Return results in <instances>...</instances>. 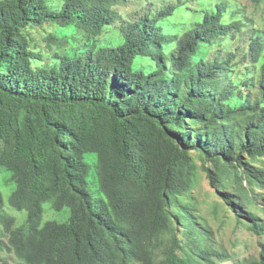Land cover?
Instances as JSON below:
<instances>
[{"label":"trees","instance_id":"16d2710c","mask_svg":"<svg viewBox=\"0 0 264 264\" xmlns=\"http://www.w3.org/2000/svg\"><path fill=\"white\" fill-rule=\"evenodd\" d=\"M137 1L0 0V168L27 213L14 230L0 192L12 264H264V33L226 5L187 27L179 4L124 21ZM203 173L213 218L258 237V257L201 214ZM46 202L70 218L42 225Z\"/></svg>","mask_w":264,"mask_h":264},{"label":"rangeland","instance_id":"374dc122","mask_svg":"<svg viewBox=\"0 0 264 264\" xmlns=\"http://www.w3.org/2000/svg\"><path fill=\"white\" fill-rule=\"evenodd\" d=\"M169 4H179L190 14V16L185 20V27L201 18L206 11L215 12L218 5H226L228 17L229 14H232L243 19H247L252 25H255L257 29L263 31L264 33V2L262 4H256L254 0H140L137 2H130L128 7H121L118 10L123 15L124 21H136L145 12L154 14ZM182 21L183 15L179 13L169 26L173 28L176 24L181 23ZM120 27L121 23H117L108 34L115 38H120L122 36ZM50 32L52 31L48 29L47 33L49 34ZM107 38L108 37L104 35L101 40L106 41ZM36 40L39 41L41 47L46 46L42 35H38ZM69 47H71V49L78 48V46H73V44L68 45V48ZM51 61L52 59L50 58V54L47 53L44 55L41 65H49ZM263 64L264 63H262V65ZM84 160L90 166L91 172H93L97 164V154L87 153L85 154ZM197 161L199 166H201V161H199V159H197ZM199 185L200 186L196 190V194L201 214L212 226L217 235H220L219 238H221L223 247H225V249L229 252L235 254L237 260H242L246 257H258V237L251 234L246 228L237 229V221L234 217L229 224L224 226L221 225L222 219L216 220L213 218L212 211L214 203L221 202L215 193V190L211 187L208 179L206 178L205 173L201 174ZM14 190L15 184L12 182V175L0 168V192L3 198V214L9 219L15 220V224L13 226L15 230L26 225L27 213L18 212L11 208L10 200ZM89 190L94 197H100L105 201V198L99 192L97 186L89 183ZM44 211L45 215L42 220V225L48 222H65L68 218H70L71 214L70 209L68 208L62 211L54 210L51 202H46L44 204ZM5 232L6 227L0 224V236L2 234L5 235ZM0 242L4 246L3 248L0 247V264H3L4 261L9 262L10 264L15 263L16 260L13 255L9 254L6 250L8 246V236H6L3 240L0 238ZM225 264L229 263L227 262Z\"/></svg>","mask_w":264,"mask_h":264}]
</instances>
